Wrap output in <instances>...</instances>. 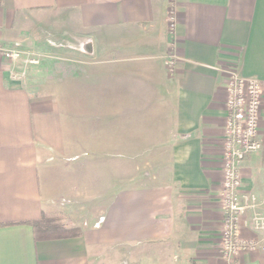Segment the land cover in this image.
<instances>
[{
  "label": "crops",
  "instance_id": "crops-1",
  "mask_svg": "<svg viewBox=\"0 0 264 264\" xmlns=\"http://www.w3.org/2000/svg\"><path fill=\"white\" fill-rule=\"evenodd\" d=\"M0 45L22 54H0V264H230L226 81L262 85L263 193L264 0H0ZM44 214L69 232L40 238Z\"/></svg>",
  "mask_w": 264,
  "mask_h": 264
},
{
  "label": "built area",
  "instance_id": "built-area-1",
  "mask_svg": "<svg viewBox=\"0 0 264 264\" xmlns=\"http://www.w3.org/2000/svg\"><path fill=\"white\" fill-rule=\"evenodd\" d=\"M171 22V27H174ZM0 54L11 60L20 59L19 50L0 45ZM29 62H38L30 58ZM226 123L221 141L223 179L221 206L223 225L216 248L228 263L244 251L262 246L255 237L245 238L241 229L264 231V192L242 190V165L252 153L263 148L260 117L263 103L261 82L256 77L241 76L235 68L226 81ZM264 249V246H262Z\"/></svg>",
  "mask_w": 264,
  "mask_h": 264
},
{
  "label": "trees",
  "instance_id": "trees-1",
  "mask_svg": "<svg viewBox=\"0 0 264 264\" xmlns=\"http://www.w3.org/2000/svg\"><path fill=\"white\" fill-rule=\"evenodd\" d=\"M33 223L36 234L40 238L62 235L69 232V230L59 222L58 218L53 215L44 214L40 220Z\"/></svg>",
  "mask_w": 264,
  "mask_h": 264
}]
</instances>
